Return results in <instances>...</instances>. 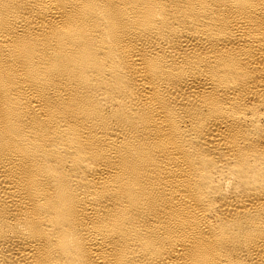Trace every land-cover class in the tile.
<instances>
[{
    "label": "bare ground",
    "instance_id": "obj_1",
    "mask_svg": "<svg viewBox=\"0 0 264 264\" xmlns=\"http://www.w3.org/2000/svg\"><path fill=\"white\" fill-rule=\"evenodd\" d=\"M0 264H264V0H0Z\"/></svg>",
    "mask_w": 264,
    "mask_h": 264
}]
</instances>
